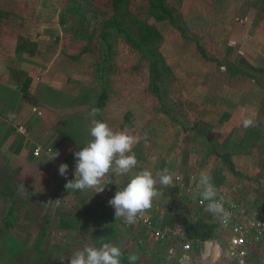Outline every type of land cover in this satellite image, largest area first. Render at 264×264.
<instances>
[{"label":"crops","instance_id":"0c3cea01","mask_svg":"<svg viewBox=\"0 0 264 264\" xmlns=\"http://www.w3.org/2000/svg\"><path fill=\"white\" fill-rule=\"evenodd\" d=\"M123 1L125 12L116 19ZM153 2L172 12L185 35L149 0H0V264H68L71 252L85 244L100 246L102 240L136 254L138 264H234L229 232L201 223L186 191L174 188V177L191 185L190 169H204L214 185L224 178L216 188L218 197L228 198L223 185L234 176L226 170L219 175L217 153L228 155L252 187L264 185V0ZM123 15L137 20L139 42L157 49L163 60L160 80L166 83H159V90L168 88L177 103L166 123L149 89V67L136 63L130 70L115 69L111 64L118 54L114 41L121 56L130 53L107 28L114 20L123 23ZM198 45L209 57L241 69L248 62L262 75L255 79L240 69L230 72L204 59ZM144 74L148 81L144 76L138 81L136 75ZM104 89L108 98L95 119L137 138V165L127 175L109 173L95 188L67 190L65 184L74 178L73 153L79 149L59 129L73 122L91 139L89 112ZM128 91H136L133 101ZM37 145L52 148L53 154L34 157ZM62 163L68 165L66 177L58 173ZM165 167L173 184L165 188L157 178L161 195L145 213L162 231L192 242L180 259L169 252V243L115 219L108 204L107 185L117 190L132 173L147 169L155 178ZM100 187L105 195L96 193ZM10 210L17 214L7 227ZM200 223L211 230L210 238H189L185 226ZM6 239L23 247L17 259L4 251Z\"/></svg>","mask_w":264,"mask_h":264},{"label":"clouds","instance_id":"9594fccd","mask_svg":"<svg viewBox=\"0 0 264 264\" xmlns=\"http://www.w3.org/2000/svg\"><path fill=\"white\" fill-rule=\"evenodd\" d=\"M101 114L99 108H92L89 112L90 127L89 139L79 151L73 153L75 159L74 178L65 184V188L82 191L95 188L109 173L118 176L129 174L137 165V158L133 146L137 138L125 131H114L106 122L95 119ZM13 119V114H8ZM247 124H251L248 121ZM247 126V125H246ZM57 153V152H56ZM58 156V153L51 159ZM67 164H60L58 173L66 177ZM157 178L165 188L173 184V174L165 167L156 173L154 178L150 170H141L132 173L127 183L118 187L114 197L108 204L114 209L116 218H123L126 223L134 224L138 215L152 207L154 199L161 193L157 190ZM201 203L207 202L205 211L227 224L232 213L225 209L223 198H218V190L212 182V177L205 171H200L197 183ZM101 188L98 192L103 191ZM58 201V200H57ZM123 253L120 247L111 243H102L100 246L83 245L80 249L71 252L68 264H121ZM129 264H136L139 257L129 254Z\"/></svg>","mask_w":264,"mask_h":264},{"label":"built area","instance_id":"2783aa9c","mask_svg":"<svg viewBox=\"0 0 264 264\" xmlns=\"http://www.w3.org/2000/svg\"><path fill=\"white\" fill-rule=\"evenodd\" d=\"M41 153L52 155L53 149L37 145L33 150L34 157H39ZM174 181V188L186 191V197L193 201L195 214L201 223L229 232L227 242L229 254L234 264H264V215H257L237 204L227 203L223 200L225 209L232 213L227 224H223L218 218L205 211L207 202L201 203L200 189L196 185L184 183L178 175L174 177ZM101 188L103 187H100L99 190ZM106 188L107 192H111L110 195L113 198L117 190L111 189L108 185ZM104 190L100 192L103 195H105ZM122 220L125 222L123 218ZM131 225L146 229L154 238L169 243V252L173 255H177L179 251L185 253L191 249V243L184 236L178 233L172 234L170 231L169 234L164 230L162 231L156 220L145 212L138 215L136 222Z\"/></svg>","mask_w":264,"mask_h":264},{"label":"rangeland","instance_id":"374dc122","mask_svg":"<svg viewBox=\"0 0 264 264\" xmlns=\"http://www.w3.org/2000/svg\"><path fill=\"white\" fill-rule=\"evenodd\" d=\"M157 1H160V0H157ZM229 1H231V0H221V2H223V3H228ZM114 2H115V0H114ZM155 2H156V0H155ZM146 4H148V2H146ZM125 6H126V3H125V1H123L122 2V9L123 10L121 9L122 10L121 15H120V13H116L117 16L114 15V17L116 19L122 18V14L125 12L124 9H126ZM123 17L124 18L121 20L123 23L119 22L118 20H114L110 24L111 27H108L107 26V28H109L111 30L112 35H114V36H120L122 38V40H124L123 39L124 37H123L122 33L120 32V29H122V28L126 29L127 32L129 33V35H132V36H134V37H136L138 39V35H135V34H139V32H140V29L137 26V20L134 19V18H132V20H131L129 18L130 15H129V17L123 15ZM120 24H123V25H120ZM141 33H143V31H141ZM145 36H147V32H144L143 33V38ZM144 44H146V43H144ZM146 47H148V46H146ZM113 48L116 50V52H118L117 56H115V58H113V61L111 62L112 66L115 69L116 68L119 69L120 67H122V68H126L127 67L126 69H129L130 70L131 66L135 65L136 63H137V65L138 64H140V65L142 64V66H143V63H144V68H148L149 67V66H147L148 63H149L148 58H146L145 55L143 57H141L140 56L141 53L140 52L137 53L138 49L131 48L129 46L128 47V51L130 53L129 54H126L124 52L123 55L121 56L120 53H119V51H120L119 50L120 49V44H118L117 42L114 41ZM132 55L134 57H132ZM141 58H143V59H141ZM139 59H141V60H139ZM244 62H245V60H244ZM138 68H139V66H138ZM231 68H233V67H231ZM236 69H238V70L240 69L242 71V73L249 74L252 77L254 75V78L255 79H259L260 76L262 75V72H260L258 69L254 68V67H251L248 62H246V65H244V67H242V69L239 68V67H237ZM149 72H150V70H149ZM143 76L145 77V78H143V80H147L148 81V79H146V74H144V75H136V78L139 81V79H142ZM116 77L117 76L114 75V78H116ZM149 82H150L149 83V89L151 90V76L150 75H149ZM162 83L164 84L166 82H163L162 80H160V85L161 86H163ZM145 92H147V88L146 87H145ZM135 93H136V91L134 93L128 91L127 97L130 98V101H133L135 99V97H134V95L136 96ZM139 93H140V90H139ZM155 97H156L157 100H159V106H157V107L160 108V110H161L160 113L163 114L162 115L163 117H162L161 121L164 122V123H166L167 122L166 117H168V116L170 117L169 114L171 112H173L172 115L175 113V108L177 107V103H176V101L174 99L173 94L168 90V88H163L162 91L160 90L159 94L158 95H155ZM145 99H147V97H145ZM173 119L174 118L171 117V120H173ZM174 124H175V122H174ZM229 162L230 161H229L228 158L227 159L226 158L220 159V162L219 163H222L221 165L218 164V167L220 168L218 170V173H219L220 176L223 174V171H225V170L227 171L228 174H230V175L232 174L231 171L229 170V165H228ZM222 165L225 167V169H224V167H221ZM200 171H197V170L192 171V169H190V171L188 173V177H190L191 180L194 182V183L192 182L193 184H191V185H196L197 186ZM202 171H204V169H202ZM233 176H234V178H231L230 180H228L225 183V185H223V186H225L224 187L226 189L225 191H228L227 192L228 198H226L225 195H224V196H222L223 200L224 201H226L225 199H227V200H235V202H237L238 204H242V205L247 206V207L249 206V208H252L254 210H257L258 212L264 213V185L263 186H260L259 185V186L252 187L253 186L252 185L253 182H251L249 180H246L245 177H243V176H237V175H233ZM211 177H212V175H211ZM220 178L218 180V183L215 182V187L222 186V184H223L222 183L223 182L222 179L224 180V178H222V176ZM252 191H254L253 192L254 195H252ZM255 194L258 195V196L256 197ZM9 205H10V202H8V206ZM173 210L174 209H171V212H175ZM177 210L178 211H183L185 209L184 208H180V209H177ZM250 211H251V209H250ZM2 229H3L2 231H5V228H4L3 223H2ZM211 238L212 239L215 238L220 244H223L224 245V243L222 242L221 237H218V236H215V235L212 234V237ZM104 242L105 241L102 240L101 243H104ZM193 246H194V244H193ZM39 251L41 252V250H39ZM179 253H182V252L179 251L177 253V256L175 255L176 258H178V259H180V257H182V255H184V254L178 255Z\"/></svg>","mask_w":264,"mask_h":264},{"label":"trees","instance_id":"16d2710c","mask_svg":"<svg viewBox=\"0 0 264 264\" xmlns=\"http://www.w3.org/2000/svg\"><path fill=\"white\" fill-rule=\"evenodd\" d=\"M149 2H150V5L156 8L158 11H160V13L163 16H165L172 23V25H174L181 32L182 35H185L184 29L176 25V20L173 17V14L170 10H168L161 4L156 5L152 0H149ZM120 32L122 33L124 37L123 39L125 43H127L131 48L138 49L142 57L145 55V57L148 58L149 70H150V76H151V90L155 95H158L160 92L159 83H160L161 69L163 67V60L161 56L158 54L157 49L153 47H149L147 44H144L142 42H139V40L136 37L129 35L127 30L124 28L120 29ZM198 51L200 52V54L202 55L204 59L214 61L219 66H225L227 70L230 72L240 73L238 69L234 67L231 68L232 67L231 65H227L226 63L219 61L218 59L209 57L206 51L199 45H198ZM107 98H108V91L107 89H104L98 98L97 108L102 110ZM192 128L197 129L198 128L197 124H194ZM59 133L68 142L76 146L79 150L89 140V137L86 135V133L82 131L80 125L76 126L75 123L73 122L65 123L59 129ZM216 156L220 157V159L229 158V156L226 154L220 155L216 153ZM228 165H229V170L231 171L233 175L242 176L240 173H238L235 170L231 162H229ZM245 178H249V177H245ZM13 206H15V203H13ZM16 212L17 210L15 212L10 210V212L8 213V216L5 218V223L7 227L12 225V222L14 221L16 214H17ZM185 230H186L185 233L191 239L206 240L210 238L211 236V230L201 223L194 225V226L186 225ZM3 249L6 252V254H8L13 259H17L20 256V254L23 252V247L15 243L11 239H6V241L3 244ZM127 257L128 255L126 253H123L121 257V264H129ZM136 264H138V261H136Z\"/></svg>","mask_w":264,"mask_h":264}]
</instances>
